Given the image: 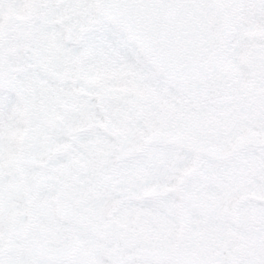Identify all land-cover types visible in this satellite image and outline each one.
I'll return each mask as SVG.
<instances>
[{
	"label": "snow or ice",
	"instance_id": "1",
	"mask_svg": "<svg viewBox=\"0 0 264 264\" xmlns=\"http://www.w3.org/2000/svg\"><path fill=\"white\" fill-rule=\"evenodd\" d=\"M0 264H264V0H0Z\"/></svg>",
	"mask_w": 264,
	"mask_h": 264
}]
</instances>
